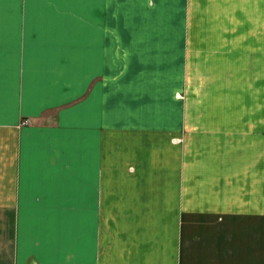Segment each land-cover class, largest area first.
I'll return each instance as SVG.
<instances>
[{
    "label": "crops",
    "instance_id": "1",
    "mask_svg": "<svg viewBox=\"0 0 264 264\" xmlns=\"http://www.w3.org/2000/svg\"><path fill=\"white\" fill-rule=\"evenodd\" d=\"M238 62L264 0H0V264H264L263 111L241 136L216 91Z\"/></svg>",
    "mask_w": 264,
    "mask_h": 264
},
{
    "label": "rangeland",
    "instance_id": "2",
    "mask_svg": "<svg viewBox=\"0 0 264 264\" xmlns=\"http://www.w3.org/2000/svg\"><path fill=\"white\" fill-rule=\"evenodd\" d=\"M234 66L236 67L235 76L230 77L226 69L224 84L221 80L219 82L223 93L220 92L219 86L216 91L221 98L219 108H223L222 112L224 111V113L222 115L228 116L230 122L235 121L239 135L243 136L245 122L248 119L247 114H250L249 118L256 114L261 117V111H263L264 115V63L238 62ZM226 76L229 77L227 84ZM224 93L229 94V96L224 95ZM229 108L230 111L228 112ZM240 141L236 145L235 163L237 165V182L243 183V150L241 148L243 143L240 144Z\"/></svg>",
    "mask_w": 264,
    "mask_h": 264
}]
</instances>
